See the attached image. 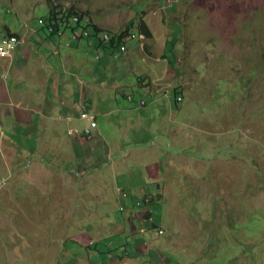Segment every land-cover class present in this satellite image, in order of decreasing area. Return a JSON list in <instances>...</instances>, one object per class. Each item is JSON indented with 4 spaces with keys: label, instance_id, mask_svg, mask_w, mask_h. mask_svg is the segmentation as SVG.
I'll use <instances>...</instances> for the list:
<instances>
[{
    "label": "rangeland",
    "instance_id": "374dc122",
    "mask_svg": "<svg viewBox=\"0 0 264 264\" xmlns=\"http://www.w3.org/2000/svg\"><path fill=\"white\" fill-rule=\"evenodd\" d=\"M51 2L61 3L62 9L74 6L79 11L88 12L91 18L96 21L101 19L108 28H122L126 22L133 21L137 12L146 11L150 4V0H0V34L4 33L2 24H9L13 31L22 33L27 27L38 28L42 36L52 42L57 34H46L44 25L38 22L39 18L50 15ZM164 16V20H151L155 36L160 41V46L157 45L156 50L153 46V51L158 54L166 37L177 35L175 57L169 53L173 66L166 64L167 61L155 63L141 51L133 57L132 64L119 68L114 80L118 84H121L118 77L126 80L108 93L118 111L129 112L133 103L122 94L133 92L139 97L141 92L136 84L137 77L147 78L150 75L153 78L156 72L151 67L159 72L173 68L175 71L163 74V78H181L184 96H195L200 101L197 106L188 99L182 107L184 119L196 127L189 133L184 131V134L192 135L196 143H189L190 148L184 149L179 143L172 145L168 134L162 142V150L166 156L174 154L176 158L184 159L179 166L172 163V170L175 165L176 170L181 167L190 175L184 173L172 178L164 177L162 189L165 199L154 207V211L157 217L161 216L160 222L169 227V232L164 231L161 237L155 233L154 227L141 232L135 219L130 227H122L120 236L112 238L107 237L111 228L104 226L93 231L86 228L82 231L85 232L84 239L88 243L99 242L98 253L91 258L102 264L101 256H104L107 263L111 258L108 247L115 248V240L117 249L114 253H125L120 251L124 241L132 255H126L125 261L132 264H155L152 263L153 253L167 256L170 264H264V0H180ZM61 28L65 35L54 40L66 42L71 30L69 27ZM81 33L82 29L78 30V34ZM79 39L71 35L69 47L61 46L57 55L43 42L36 46L34 52L46 54L55 64L66 52L95 61L96 48L88 46L91 42L95 43L91 40L93 36H80ZM135 41L129 40L130 46ZM98 48L103 58L104 50ZM200 107L204 108L202 113ZM33 116V124L36 125L39 116L32 114L26 127L18 128L19 120L12 111H0V264H70L74 256H79L81 248L74 247L71 259L63 255L65 238L79 230L69 228L70 231H65L62 190L53 194V190L62 187V179L58 183L53 177L54 181L46 179L45 163L27 165V160L25 163L24 158L14 154L10 140L2 136L5 134L15 139L18 128L21 142H35V136L29 130ZM123 116L111 117L113 123L109 127L102 125L105 130L99 139L97 154L103 155L100 156L102 165L99 171H103L102 175H106L110 185L106 192L94 194L93 199L98 203V220L105 215L108 218L126 215L120 210L115 180L120 183L122 179L132 184L133 177L141 176L144 168L142 161L111 164L113 158L117 160V155H122V150L115 148V142L127 139V131L115 126V122ZM178 119L181 117L178 116ZM89 122L75 119L61 125L66 128L67 136L69 128L81 130ZM199 125L205 127L199 130ZM204 133L209 137L207 140L203 137ZM136 139L142 140L143 135ZM187 143L184 137L183 145ZM110 145L112 157L106 156ZM201 150L204 151L201 154H207L210 159H191ZM72 165L69 164L70 169ZM91 166L92 163H88L86 171H95L96 165ZM25 170H34V178H24ZM115 174L119 178H114ZM120 185L125 187L122 183ZM120 194L124 201L127 195ZM143 195V192H135L134 197ZM49 196L52 202L48 201ZM87 221L93 224L95 220ZM114 231L111 230L112 233ZM78 235L77 238L82 240V236ZM90 236H93L92 239ZM150 239L149 243L155 249L152 255L148 253L151 246L148 248L145 243ZM138 240L141 242L135 249L134 243ZM101 243L108 246L104 247ZM99 250L104 254L100 256Z\"/></svg>",
    "mask_w": 264,
    "mask_h": 264
},
{
    "label": "crops",
    "instance_id": "0c3cea01",
    "mask_svg": "<svg viewBox=\"0 0 264 264\" xmlns=\"http://www.w3.org/2000/svg\"><path fill=\"white\" fill-rule=\"evenodd\" d=\"M179 1L150 0L146 11L137 12L133 17V21L130 22L143 19L150 28L152 37L146 38L141 34L144 38L135 39L136 41L135 43L133 42L132 46L129 44V39L127 51L121 54L118 59L113 57V53L118 52L119 48L108 49L99 46V40L96 36H93V39H91L95 43L91 42L88 45L89 47L94 46L96 48L97 56L95 61L88 59L87 56L80 55L78 57L71 52H66L64 57L60 56V62L55 64V62L49 60L50 58L48 59L46 54L34 52L36 46L42 42L49 48H52L55 55L60 54L59 50L61 46L69 47L68 43H70L71 35L73 36L78 30L83 29L82 27L80 29H73L74 22L72 21L66 25L71 30V34L66 42L64 40L63 42L54 40L57 37L62 38L65 35V31L62 28L60 30L62 31L61 34L64 33L63 35L60 33H55L57 35L52 34L48 26L44 29L46 34L54 35V38L50 37L53 38L52 42H50L42 36L41 30L38 28L29 29L27 27L26 31L22 33L20 31H13L11 27L12 31L19 34L20 37L15 52L11 56L0 57V111L6 109L12 111L15 118L19 120L18 128L26 127L25 124L28 122V117L32 114L38 115L39 118L36 125L33 124L35 116L30 119L29 130L34 134L35 142H21L18 137V128L16 129L15 139L5 134H2V136L10 140V145L15 149L14 154L20 155L22 159L24 158L25 163L27 160V165L32 166L33 163H45L47 166L45 171L46 179L53 177L55 178L54 180H57V183L60 178L62 179V187H57L53 190L55 191L53 194H57V191L60 189L63 193L62 211L64 212V218L62 222L66 232L70 231L69 228H78L79 230L77 232L79 235L77 233L74 235L70 234V237L65 238L63 255L65 258L71 259L74 247L81 248L79 256H74L70 264H97L91 256L98 253L99 247L97 245H99V242H90V240V243H88L87 239H84L85 232L82 231H86V228L90 231L104 226L111 228L107 237L112 238L115 235L120 236L122 227H130L129 224L135 219L138 222L136 225L140 226L139 230L141 232H146L151 226H154L153 224L158 225V227L154 228L155 233L159 237L164 235L163 233L159 234L158 231L160 229L164 231L168 230V232L170 230L166 224L160 222L161 216L160 218L159 216L157 217L154 211V207L160 205L165 199V191L162 189V183L165 182L164 177L172 178L177 175L181 176L184 173L186 176L190 174L183 172L181 167L176 170L175 165L174 170H172V163L179 166L184 162V159H178L174 154L166 156L162 150V142L169 134L172 138V145L176 146V143H179L184 149H189V143H196V139L192 135H188L190 131L195 130V124H189L184 119L182 107L188 99H191L195 102V105L199 106V98L184 96L185 91H182L184 83L181 78L176 80H166L163 78V74L173 73L175 71L173 68V70L168 69L167 71L159 72L157 69L151 67V70H155L156 72L153 78L150 75H147V78L138 76L136 84L140 89L139 92H141L139 97L134 95L133 92L128 95L126 93L122 94L133 103V108L129 112L118 111L119 108L114 106V99L108 91L110 89H117L122 85V82L126 79L120 80V77H118L121 83L118 84L114 80V76H117L116 73L120 67H128L132 64L133 57L136 54H140L141 51L144 55L152 58L155 63L167 61L166 64L173 66L169 53L167 56L165 55V51L168 48V37H166L163 44V52H159L161 47L158 49V54L153 51V46L156 50V46H160V41L155 36L152 27L154 23L151 20L152 18L164 20V13L172 10L175 5H178ZM160 3H163V5L160 6ZM88 17L91 18L90 16ZM91 19L106 31L110 30L113 32L120 31L130 23L129 21L126 22L122 28L113 26H111L112 28H108L105 26V23H102L101 19L99 21H96L94 18ZM2 26L4 25L2 24ZM136 31L135 29V33ZM77 40L80 39L78 38ZM98 47L104 50L105 55L103 58ZM177 48L176 44L174 47L176 52ZM87 54L85 53V55ZM114 60L118 62L115 63ZM131 67H134V65H131ZM104 73L107 74L103 75ZM111 76L112 78H110ZM176 96H182L184 99L183 103L176 102ZM143 101L144 103H142ZM200 109L202 113L204 108L200 107ZM200 109H198V114ZM82 112H89L96 118L98 126L94 129L92 139H87L82 134L83 129L88 127L90 122L81 130L69 128L66 136V128L62 127L61 123L67 122L69 124L75 121V119L88 120L81 117ZM119 114H124V116L121 120L115 122V126H118L122 131H127V139L115 142V148L119 151L122 150V155H117V160L113 158L111 164L116 162L123 164L130 160L135 162L142 161L141 164H144V168L141 171V176L136 175L133 177L132 184H128L121 179L120 183L124 184L125 187H122L115 180L114 184L120 196L118 199L121 204L120 210L125 212L126 215L122 217L120 215L115 218H108L105 215V219L103 217L101 220H98L99 215L96 213L98 203L93 199L94 194L106 192L110 185V181L107 180L106 175H102L103 171H99L102 165L99 162L100 156L103 157V155L97 154L98 147L100 146L99 139H101L100 137L103 136V131L105 130V128H102V125L109 127L113 123L111 119ZM178 116L181 119H178ZM200 127L199 125L197 129L200 130ZM204 127L205 125H202L201 128ZM184 131L189 132L184 134ZM141 134L143 135V139H136ZM184 137L188 140L186 145H183ZM203 137L205 140L209 138L206 136V133H204ZM16 139H18V143H16ZM89 139H91V143ZM204 142L203 147L206 148ZM109 148L110 150L106 156L112 157L111 145ZM202 152L204 151H199L191 159L194 161H199L201 158L210 159L207 154L203 156ZM155 155L157 156L155 157ZM88 163H92L91 168L93 165H96L95 171H86ZM69 164H73L71 169L69 168ZM120 169L122 168L120 167ZM33 173L34 170H25L24 178H34ZM114 178L119 177L115 174ZM53 184L55 183L53 182ZM135 192H143L144 195L143 197H134ZM120 193L127 195V200L124 199L122 201ZM147 197L150 198L149 202L141 204V201ZM48 201L52 202L50 196ZM139 202L140 204H138ZM88 219H94L95 221L92 224L87 221ZM79 221L86 223L79 224ZM111 230H115V233H112ZM76 235L82 236V240H79ZM90 237L92 239L93 236ZM150 241L152 239L145 240V243H147L148 248L151 246L148 253L152 255L155 249L152 248L153 246L149 243ZM113 242L115 248L110 249L108 247L107 252L111 254V258L107 263L104 262L107 257L101 256L104 253L99 250L102 264H132L125 261L126 255H132L131 252L127 251L128 246L125 245L124 241H122L120 251L125 253L120 255L114 253L117 248L115 240ZM140 242L138 240L134 243L135 249L136 245ZM100 245L104 247L108 246L102 243ZM166 257L163 254L159 256L153 253L152 260L154 262L152 263L156 264V262H159V264H166L167 261L170 264V260H166L168 258ZM98 264H101V262Z\"/></svg>",
    "mask_w": 264,
    "mask_h": 264
},
{
    "label": "trees",
    "instance_id": "16d2710c",
    "mask_svg": "<svg viewBox=\"0 0 264 264\" xmlns=\"http://www.w3.org/2000/svg\"><path fill=\"white\" fill-rule=\"evenodd\" d=\"M51 1V0H49ZM59 1H68V0H59ZM52 5H49L50 9V15L48 17L40 18L42 22L39 23L44 25V28L48 26L49 31L52 34L58 33L61 28V26L66 27L67 23L72 21V17L79 16V21L74 22V26H72L73 29L82 27L83 29H87L89 31V36H96L99 40V46H103L104 48L113 49V48H119L121 45H126L127 42L130 39L131 40V34L135 33V29L137 30L136 33L143 34L146 38L152 37V32L150 28L148 27L147 23L143 20H137L136 22H130L127 26H125L123 29L117 32H113L110 30H107L111 34L110 40H105L103 38V33L107 32L105 29L100 27L98 24H96L91 18H89L88 12L79 11L74 6L69 7L68 9H62L61 3H50ZM61 15V16H59ZM86 21V22H84ZM4 26V33L0 35V38H7L9 36H17L19 39V34H16V32H13L9 24H3ZM50 27L53 28V31L50 30ZM61 31V30H60ZM84 37V36H82ZM177 38V35L172 34L170 37H168V48L165 51V55L167 56L168 53H172L173 57H175L176 50L174 49L175 45L177 44L175 42V39ZM178 97V96H176ZM178 103H181L180 101H177ZM150 200L149 197L141 201V204L147 203ZM154 226L151 227H157V224H153ZM128 251V249H127Z\"/></svg>",
    "mask_w": 264,
    "mask_h": 264
},
{
    "label": "built area",
    "instance_id": "2783aa9c",
    "mask_svg": "<svg viewBox=\"0 0 264 264\" xmlns=\"http://www.w3.org/2000/svg\"><path fill=\"white\" fill-rule=\"evenodd\" d=\"M73 21L77 22L79 21V18L73 17ZM40 22H42L41 19H40ZM78 29H80V27H78ZM50 30L53 31V28H50ZM89 34L90 33L87 29H82V33L81 34H78V32L74 33L73 38L78 39L80 36H89ZM102 36L105 40H110L111 38V34L109 32H104ZM130 37L131 39H141V34L133 33L131 34ZM18 44H19V39L17 36H9L7 38H0V57L11 56L15 52ZM126 51H127L126 45H121L119 51L113 53V57L118 59L120 58L121 54H124ZM176 100L181 102L182 96L176 97ZM142 103H144V101ZM81 117L84 119H88L90 121V125L83 129L82 134L87 139L91 138L93 136L94 129L98 126L96 118L93 114L89 112H82ZM138 204H140V202ZM159 233L160 234L164 233V230L160 229Z\"/></svg>",
    "mask_w": 264,
    "mask_h": 264
},
{
    "label": "clouds",
    "instance_id": "9594fccd",
    "mask_svg": "<svg viewBox=\"0 0 264 264\" xmlns=\"http://www.w3.org/2000/svg\"><path fill=\"white\" fill-rule=\"evenodd\" d=\"M74 16H75V15H74ZM74 16H73V17H74ZM73 17H72V22H74V21H73ZM50 28H52V27H50ZM59 32H60V34H61L62 31L59 30ZM124 196H126V195L124 194ZM158 232H159V231H158Z\"/></svg>",
    "mask_w": 264,
    "mask_h": 264
},
{
    "label": "bare ground",
    "instance_id": "6f19581e",
    "mask_svg": "<svg viewBox=\"0 0 264 264\" xmlns=\"http://www.w3.org/2000/svg\"><path fill=\"white\" fill-rule=\"evenodd\" d=\"M75 18H79V16L75 17ZM141 38H144L143 36H141Z\"/></svg>",
    "mask_w": 264,
    "mask_h": 264
}]
</instances>
